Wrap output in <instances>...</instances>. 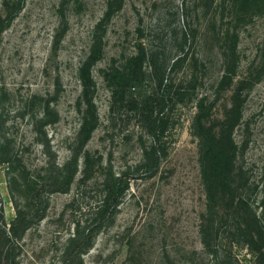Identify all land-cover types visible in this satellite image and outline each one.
Segmentation results:
<instances>
[{"label": "rangeland", "instance_id": "1", "mask_svg": "<svg viewBox=\"0 0 264 264\" xmlns=\"http://www.w3.org/2000/svg\"><path fill=\"white\" fill-rule=\"evenodd\" d=\"M47 147L77 159L65 190L37 185ZM0 198V264H64L92 226L76 264H264V0H0Z\"/></svg>", "mask_w": 264, "mask_h": 264}, {"label": "trees", "instance_id": "2", "mask_svg": "<svg viewBox=\"0 0 264 264\" xmlns=\"http://www.w3.org/2000/svg\"><path fill=\"white\" fill-rule=\"evenodd\" d=\"M91 62H87L82 68L80 72L81 80L84 86V97H87L89 93V82L91 79L90 67ZM111 75H115L113 86L117 87L119 85H128L132 83V86L137 87L139 83L142 81L144 77V71L142 66L131 71L128 70H116ZM87 99V98H86ZM210 114L204 108V103L201 102L199 106V112L195 118V130L197 131L200 139H201V147H202V175L204 179V185L207 195V207L208 210L214 212L216 208V194L218 190V182L217 176L220 169V162L215 158V136L213 135V129L208 127L205 123L206 119L209 118ZM94 130V126H91L87 129L86 139H88ZM46 153L48 155L47 161V169L48 172L44 179L39 183L38 186L45 185L48 183L49 185H53L56 190H65L72 182L76 169L75 165L77 163V159L74 158L73 162L68 165L65 169L61 168L58 162L57 153L52 150L50 147L46 148ZM229 176L225 174V178ZM129 180L124 176H118L117 179L114 178V175L110 174L109 181L107 185V201H111L109 206L113 208L119 206L121 197L123 196L125 190L128 188ZM1 199V198H0ZM109 216L108 212H105L100 219V222L105 221ZM99 227L92 226L87 233L79 236L74 240L73 249L69 251L67 254V258L65 259L64 264H76V262L81 258L83 249L87 248L92 239L97 233Z\"/></svg>", "mask_w": 264, "mask_h": 264}]
</instances>
